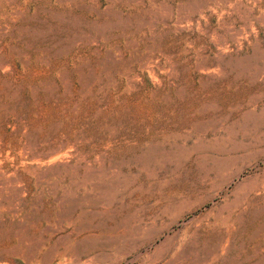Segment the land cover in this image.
<instances>
[{
    "label": "rangeland",
    "instance_id": "rangeland-1",
    "mask_svg": "<svg viewBox=\"0 0 264 264\" xmlns=\"http://www.w3.org/2000/svg\"><path fill=\"white\" fill-rule=\"evenodd\" d=\"M0 264H264V0H0Z\"/></svg>",
    "mask_w": 264,
    "mask_h": 264
}]
</instances>
